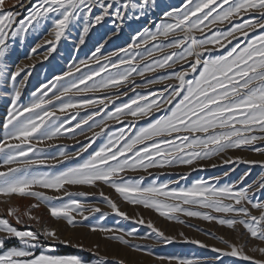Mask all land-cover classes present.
<instances>
[{"label": "snow or ice", "instance_id": "1", "mask_svg": "<svg viewBox=\"0 0 264 264\" xmlns=\"http://www.w3.org/2000/svg\"><path fill=\"white\" fill-rule=\"evenodd\" d=\"M5 4L6 0H0V88L7 93L11 83L12 91L2 125L5 130L4 138L0 140V153H4L3 165L7 169L0 171V195L35 198L48 207L53 218L64 219L69 225L75 226V218L72 216L74 211L84 220L88 219L83 215V205L79 201L71 200L67 204L54 206L50 201L60 197L47 196L44 192L34 189L60 192L65 185H94L101 182L113 188L126 202L154 209L168 219H177L174 214L182 213L207 221L214 220L228 228L239 224L251 238L264 241V202H254L249 195L255 185H248L239 190L235 188V184L243 181L248 173L241 176L235 184H225L222 187L197 180L190 187L172 189H168L167 184L157 185L155 181L144 186L143 176L139 179H125L121 175L127 171L141 169L147 171L149 168H164L177 164L192 165L198 160L210 159L229 149L264 153V146H257V142L264 145V0H182L180 6L163 12L161 22L155 25L154 31L148 27L136 30L126 47L107 55H97L104 47L103 44L98 45L87 59L70 66L63 76H55L37 87L31 94L32 101L25 105L19 103L22 88L30 75V69L35 65H17L15 71H12L11 66L15 61L9 41L18 40L23 44L30 31L35 32L46 23L50 24L48 34L52 39H46L42 44L32 47L28 55V58H31L39 49L47 46L43 56V59L47 60L56 50L58 42L62 39L71 40L74 28L80 29L78 44H74L78 48L85 43L90 30L101 24L106 17L113 18L115 35L119 33L125 20L139 21L147 16L149 10L155 7V0H35L34 3L29 0L28 14L19 20L17 17L20 13L6 9ZM20 6H24L22 0ZM14 7L16 5H13ZM245 16L249 18L240 23H233ZM226 23L230 25L226 31H213L215 26ZM206 30L211 34L205 35ZM257 30L259 34H255ZM197 32L202 38H196ZM250 32L255 34L252 38H249ZM237 34L245 39L240 41ZM233 40L237 43L227 49L226 44L231 45ZM217 48H226V53L212 56L211 53ZM113 57L116 59L113 60ZM101 60L105 61L102 65ZM92 62L99 65L96 70L78 77L76 82L66 87L61 86L58 94L53 93V96L48 98V94L57 87L59 81L73 76L75 72L80 71L81 66L88 67ZM184 64H188V67L185 68ZM176 65L180 66L179 70H173L170 74L156 79H147L142 85L147 88L149 84H157L163 80L175 81V84L169 83L160 90L159 101L156 93L137 95L128 103L116 107L114 113H108L98 124L94 121L90 128L99 127L100 131L93 132L91 139L95 140L108 127L105 119L121 122V116L146 117L151 115L154 109L160 111L162 105H172L164 115L128 139H125L126 132L123 128L117 133H108L106 143L99 150L82 163L64 171L56 174L29 171L34 166L45 165L48 160L47 157L39 155H35V158L29 157V153H33L36 148V144L31 143L33 139L40 143L57 138L64 132H73L74 128L79 129L81 125L93 121L108 104L113 103L111 97H106L107 103L105 98L86 99L78 103L62 102L59 108H49L54 100L61 101L69 94L79 95L112 88L119 90L130 83L135 91L138 85L131 79L133 74L145 78L148 73H155L159 69H174ZM109 68L116 71H109ZM26 70L27 74L23 79H18ZM101 73L107 74L99 81L94 80V77L101 76ZM193 73L196 75L188 78ZM88 81L93 83L89 85ZM97 103L102 107L81 119L74 128L71 121L76 120L75 115L58 122L57 111L63 115L69 109L87 108ZM66 124L69 126L65 127ZM121 141H124L123 144ZM88 147L89 145L81 147L75 156H80ZM129 153L131 155H128ZM59 155L65 160L73 158L63 151ZM236 160L241 163H255L240 158ZM232 162L231 159L224 161ZM227 175L226 172L225 176ZM215 179L219 180L218 177ZM260 189H264V181L259 183L257 190ZM64 195L70 194L65 191ZM101 195L103 196V193ZM104 199L116 215L125 220L129 219L118 209L116 203L107 197ZM225 200L232 203H225ZM245 204L250 205L251 209H256L259 214L253 215ZM182 205L233 215L229 218H219ZM38 206L39 204L33 205ZM91 212H100V209L92 208ZM8 215L15 216L18 224L23 223L20 217L16 216L15 210L10 208ZM138 223L143 224L144 221L140 220ZM148 227L165 243L172 242L171 237H164L151 223ZM91 230L105 233L113 231L95 226ZM0 233H3L0 235V249L9 240L15 239L18 242V246L0 254V264H89L78 255L49 254L50 246L48 251L41 250L36 254V250L43 245L41 233L18 230L4 218H0ZM42 235L46 240L58 239L54 230L45 229ZM108 238L123 244L128 243L123 236L113 235ZM190 242L207 247L199 241ZM225 243L228 250L211 249L218 253L215 259L219 264H223L221 257H239L246 261L252 260L253 264H264L247 256L241 247L227 241ZM253 251L264 255V248ZM177 264L196 262L180 259Z\"/></svg>", "mask_w": 264, "mask_h": 264}, {"label": "rangeland", "instance_id": "2", "mask_svg": "<svg viewBox=\"0 0 264 264\" xmlns=\"http://www.w3.org/2000/svg\"><path fill=\"white\" fill-rule=\"evenodd\" d=\"M23 1V0H22ZM34 3L35 0H32ZM182 0H155V7L149 10V14L139 21L125 20L119 33L113 35L116 31L113 26V18L106 17L105 20L96 25L90 30L89 34L85 38V43L79 45L78 48L74 44H78L79 40V28H74L71 40L62 39L58 42L56 50L52 52L47 60L43 59L46 54L47 46L38 50V52L28 58L29 52L32 47L37 44H42L46 39H52L49 36L50 24L43 25L35 32H29L25 38V42L20 44L9 41L12 46V56L15 63L12 64L11 70L15 71L16 66L24 67L26 65H35L30 69V75L26 81L25 86L22 88V96L19 103L21 105L28 104L32 101L31 95L37 87L41 84L47 83L55 76H63V73L69 70V67L75 64H79L80 60L87 59L92 54L95 48L103 44L101 53L97 55H107L110 52L117 51L119 48L126 47L131 42V37L136 30L148 27L151 30H155V25L161 22L164 11L170 10L171 7L180 6ZM21 4V0H6L5 8L20 13L17 20L22 19L28 14V4L22 11H18V6ZM13 5L16 7L13 8ZM115 9L113 8V11ZM98 11V10H94ZM249 17L245 16L241 19L233 21V23H240L243 19ZM169 22H172L169 20ZM119 23V21H117ZM230 27L227 23L224 25H217L213 28V31L219 29L220 31H226ZM207 30L205 35H210ZM259 34V30L257 33ZM254 33H249V38H252ZM197 39L202 38L199 32L195 33ZM238 39L243 41L245 37L239 36ZM230 39V38H229ZM237 43L236 40L232 41L231 45L226 44V48L230 49ZM209 47H212L209 45ZM226 48H217L216 51L211 53L212 56L225 54ZM170 51V50H169ZM207 57V53L205 54ZM116 58L113 57V60ZM101 65L105 61L101 60ZM183 63V62H182ZM99 67L95 62L89 64L88 67L81 66L79 72H75L73 76L65 77L63 80L57 83V87L53 88L52 92L48 94V98L53 96V93L58 94V89L61 86H68L72 82H76L78 77L87 74ZM187 68L188 64H184ZM180 66H174V69H159L155 73L146 74L145 78H141L135 74L131 78L135 82V91L132 90L133 84L121 87L119 90L112 88L96 92L80 93L79 95L69 94V96L63 97L61 101H53V104L48 106L49 108H59L60 104L73 102L78 103L82 100L93 99L99 100L106 97H111L112 104H108L104 111L99 116H95L93 121H89L86 125H81L79 129H75L74 126L81 119H85L92 112L97 111L102 105L94 104L90 107L69 109L65 114L61 115L58 111L56 116L59 117L58 122H63L70 119L72 115L76 116V120L71 121L73 126V132H64L62 135L52 140H45L38 143L35 139L31 143L36 144V148L33 153H29V157L35 158V155L40 157H47V163L45 165L34 166L29 171L31 172H48L50 174H56L64 171L68 167L76 166L82 163L95 151L106 143L108 139V133H117L122 128L126 132L125 139L134 136L141 128L147 127L149 123L154 122L161 115H164L168 108L172 105H162L160 111L155 109L152 114L146 117H132L121 116L120 121L117 122L114 119H105V123L108 127L100 136L92 140V133L99 132V127H91L94 121L98 124L102 118H105L108 113H114L115 108L121 106L123 103H128L131 99L137 95H148L149 92L157 94V100L159 101V92L165 88L169 83L175 84V81L163 80L157 84H149L147 88L142 85L146 83L147 79H156L164 75L170 74L173 70H179ZM109 71H116L109 68ZM25 73L21 74L18 79H23ZM107 73H101V76L94 77V80L99 81L102 76ZM196 73L191 74L188 78H192ZM89 85L93 81L87 82ZM84 87V85H80ZM8 92L5 93L0 88V140L4 138L3 120L6 118L7 109L10 105L11 96V83L8 85ZM123 93H126L123 94ZM39 95V93L37 94ZM152 97L150 96L149 99ZM143 103V102H141ZM175 103V102H174ZM69 125H65L68 127ZM124 141H121L123 144ZM177 143H179L177 141ZM89 145L87 151L82 152L80 156H75L81 147ZM257 146L261 145L257 142ZM119 147V145H118ZM115 150V149H113ZM63 151L72 159L65 160L59 153ZM128 155H131L129 153ZM4 153H0V171H6V166L3 165ZM55 157L56 159H52ZM236 158H240L243 161H253L255 163H241L237 162ZM231 159L232 163H224L225 160ZM57 161H62L58 163ZM15 165H13L14 167ZM228 173L225 176V173ZM245 173V179L239 184H235L237 180ZM125 179H139L144 177L143 185L148 186L155 181L157 185L167 184L168 189L172 188H186L190 187L197 180H204L210 185L223 186L225 184H235L236 190L247 187L248 185H255L249 192L253 201L264 202V189L257 190L261 181H264V153H258L247 149H229L217 156H213L210 159L198 160L192 165L177 164L171 167L164 168H149L147 171H127L121 174ZM219 178L216 180L215 178ZM35 191L44 192L47 196H58L60 199L52 200L50 203L54 206L61 204H67L71 200H77L83 205V215L88 219L84 220L78 212L74 211L72 216L75 218V226L69 225L64 219L53 218L44 204L39 203L32 197H20L16 195L3 196L0 195V218L7 219L9 223L16 227L18 230H30L33 232L41 233V241L43 242L42 248L36 250V254H39L41 250L48 251L49 246L52 255H78L86 259L89 264H177V260L187 259L193 260L196 264H219L215 259L218 253L213 252L212 248L228 250L227 241L230 244H235L241 247L244 253L252 257L255 261L264 262V255L259 251H253V249L264 248V241L256 240L250 237L247 231L242 225L237 224L234 228H228L227 226L220 225L213 221L203 220L199 217H189L182 213L174 214L177 219H168L150 208H145L142 205H134L126 202L118 193L115 192L110 186L97 182L94 185H65L64 189L60 192H55L48 189L35 188ZM67 191L70 195H64ZM83 193V195H81ZM103 193V196L101 195ZM107 197L116 203L118 209L125 213L129 219L125 220L123 217L116 215L112 209L108 206L107 201L104 199ZM15 199V204H8L10 199ZM18 201V202H17ZM225 203H232V201L225 200ZM39 204L38 207L33 205ZM183 207L190 208L191 210H198L203 213H207L219 218H229L233 214H223L212 211L211 209L198 208L196 206L182 205ZM245 207H249L253 215H258L256 209H251L250 205L245 204ZM239 207V206H237ZM15 210L16 216H19L23 223L18 224L15 216L8 215L9 209ZM92 208H99L100 212H91ZM42 211H41V210ZM27 213V215H25ZM35 217L38 219H32ZM143 220L144 223H138ZM183 221V223L179 222ZM151 223L155 229H158L164 234V237H171V243H165L161 237H158L148 224ZM59 227H58V226ZM103 227L106 229H112V232H100L92 231V227ZM59 228V229H58ZM45 229L54 230L56 232L57 240L45 239L42 235ZM94 233V234H93ZM132 233V235H128ZM238 234V238L235 239V234ZM99 234V235H98ZM3 235V233H0ZM123 236L128 241L127 244L120 243L118 240L110 239L111 236ZM68 236V238H66ZM93 236L98 238L92 239ZM76 239V240H75ZM199 241L207 247H200L199 244H193L190 241ZM59 241H67V244L60 243ZM81 246V247H74ZM113 245L119 246L121 252H115L112 248ZM18 246V242L15 239L9 240L5 246L0 249V254L7 251L9 248ZM163 258V259H162ZM223 264H253L252 260H242L239 257H221Z\"/></svg>", "mask_w": 264, "mask_h": 264}, {"label": "bare ground", "instance_id": "3", "mask_svg": "<svg viewBox=\"0 0 264 264\" xmlns=\"http://www.w3.org/2000/svg\"><path fill=\"white\" fill-rule=\"evenodd\" d=\"M22 3H23L24 6L22 7V6L19 5V6H18V9H17L18 11H22V10H23V9L29 4V0H23ZM14 201H15V199H14V198H11L8 204H10V205H14V204H15ZM17 202H18V201H17ZM40 210H41V209H40ZM42 210H43V209H42ZM42 210H41V211H42ZM57 226H58V225H57ZM58 227H59V226H58ZM58 229H59V228H58ZM93 234H94V233H93ZM98 235H99V234H98ZM66 238H68V236H67ZM236 238H238V234H237V233L235 234V239H236ZM92 239L98 241V238H97L96 236H93ZM75 240H76V239H75ZM112 248L114 249L115 252H120V250H121V248H119V246H117V245H113ZM122 251H123V250H121V252H122Z\"/></svg>", "mask_w": 264, "mask_h": 264}]
</instances>
